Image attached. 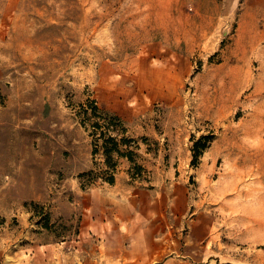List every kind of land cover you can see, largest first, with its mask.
I'll return each mask as SVG.
<instances>
[{
  "label": "rangeland",
  "instance_id": "1",
  "mask_svg": "<svg viewBox=\"0 0 264 264\" xmlns=\"http://www.w3.org/2000/svg\"><path fill=\"white\" fill-rule=\"evenodd\" d=\"M0 264H264V0H0Z\"/></svg>",
  "mask_w": 264,
  "mask_h": 264
},
{
  "label": "trees",
  "instance_id": "2",
  "mask_svg": "<svg viewBox=\"0 0 264 264\" xmlns=\"http://www.w3.org/2000/svg\"><path fill=\"white\" fill-rule=\"evenodd\" d=\"M81 114L84 117L82 122L84 126L88 121L91 123V128H86V126L85 128L92 138L93 155L96 156L101 154L104 158L105 170L102 173L104 180L110 184L115 183L117 169L115 157L128 159L133 164V177H139L143 171V167L136 162L138 155L135 150L131 149L132 143H136V141L128 137L118 139L116 136L112 135V132L115 131L126 133V129L122 128L121 120L117 116H110L106 112H101L96 105L92 108V112H89L87 107L82 106ZM92 119H94V122H91ZM118 127H121V130H119ZM211 139L212 137L205 136L195 144L196 153L194 157L196 160L198 156L201 155L198 151L207 148V143L210 142ZM203 141H205V143H202ZM81 177H90L89 181L92 183L91 181H94L98 175L91 171L81 175Z\"/></svg>",
  "mask_w": 264,
  "mask_h": 264
}]
</instances>
